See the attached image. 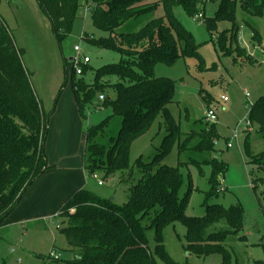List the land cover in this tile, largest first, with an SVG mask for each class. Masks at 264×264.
<instances>
[{
	"label": "trees",
	"instance_id": "trees-1",
	"mask_svg": "<svg viewBox=\"0 0 264 264\" xmlns=\"http://www.w3.org/2000/svg\"><path fill=\"white\" fill-rule=\"evenodd\" d=\"M147 1L86 0L92 5V25L107 36L94 38L87 34L82 39L100 50L118 53L121 60L97 69L92 83L75 79L73 70L70 83L79 116L84 118L86 102L96 94L104 97V106L111 110L108 120L86 131L84 170L89 176L97 171H102L105 177L120 174L118 182L129 187L127 201L122 205L98 198L85 189L76 191L61 205L57 214L60 233L73 253V259L66 264H176L162 244L164 228L175 222L186 228L188 252L197 256L220 254L221 264H230V254L222 243L228 235L242 229L239 208L205 203L202 217L186 216L184 210L192 189L179 198L184 183L182 175L178 168L163 164L174 148L179 157L188 150L212 151L217 140L214 125L206 122L208 125L205 123L199 131L182 132L168 110V106L174 103V83L156 77L153 68L157 63L171 64L179 58L193 57H197L203 66L192 33L172 14L174 7H181L188 18L200 15L206 31L211 34L216 31L218 20H230L234 25L237 4L244 14L264 18V0H159L163 16L150 20L134 33H118L117 29L125 23L157 8L145 5ZM208 1L218 2L213 17L204 14V4ZM37 2L50 21L55 39L60 42L70 32L77 0ZM236 29L234 25L231 38L236 37ZM230 40L220 36L222 51L227 41L232 43ZM251 40L264 49L255 30H252ZM231 49L226 53L231 54ZM234 52L240 53L239 49ZM239 55L250 60L244 51ZM86 71L85 66L82 74ZM112 77L117 80L115 83L110 82ZM108 88L115 93L113 98L105 95ZM47 118L21 62L20 50L0 19V226L7 222L22 195L49 168L45 154ZM112 118L120 119L117 135L111 136L105 145L99 144L98 139ZM158 118L161 120L159 129L163 128L165 135L157 153L150 162L144 163L139 157L130 168L132 143L147 133ZM248 120L258 127V133L264 135V96L250 105ZM192 141L196 144L189 147ZM244 151L264 171V153L253 157L247 141ZM187 163L196 166L200 174V165L208 164L211 167L208 179L211 190L205 197L209 199L218 193V178L226 172L225 164L217 158L202 162L188 158ZM188 164L179 162V165ZM126 171L128 173L124 175ZM134 171L140 175L136 184H132ZM220 221L226 224V229L208 232ZM149 229H153L155 235L152 250L146 238Z\"/></svg>",
	"mask_w": 264,
	"mask_h": 264
},
{
	"label": "rangeland",
	"instance_id": "rangeland-1",
	"mask_svg": "<svg viewBox=\"0 0 264 264\" xmlns=\"http://www.w3.org/2000/svg\"><path fill=\"white\" fill-rule=\"evenodd\" d=\"M158 1H147L145 5L157 8L135 21L125 23L117 32L134 33L150 20L163 16L164 11ZM90 8L92 5L86 0H77L70 32L58 42L50 21L37 0H0V19L20 50V59L34 94L48 117L45 154L55 148L58 135L62 140V151L82 160L87 129L108 120L111 115V110L104 106L96 94L86 102L84 118H80L70 83L74 73L75 79L92 83L97 69L115 65L121 60L118 53L100 50L82 39L87 34L94 38L107 36L92 25ZM217 8L218 2H206L205 16L213 17ZM172 14L192 33L194 44L198 45L196 51L203 59V66L197 57L179 58L171 64H155L154 75L170 79L174 83V103L168 106V110L180 130L186 133L203 129L206 112L212 109L216 120L209 124L214 125L217 140L210 152L188 150L179 157L174 148L163 164L178 168L182 175L184 183L179 191V198L192 189L184 210L186 216L202 217L205 203L239 208L242 229L228 235L222 243L230 254V264H264V171L244 151V143L247 141L253 157L262 155L264 135L258 133L256 125H251L249 135L240 127L237 142L231 141L236 125L247 114V106L250 107L264 96V58L259 47L251 40L252 30H255L262 40V46L264 45V18L244 14L237 4L233 20L237 28L236 37L231 38L234 25L230 20H218L216 31L210 34L199 18L200 15L188 18L181 7H174ZM222 35L232 42H226L224 51L219 44ZM74 46H79L81 53L90 60L84 74L73 73V63L69 60L77 56L73 52ZM230 47L233 52L226 53ZM237 49L240 53L236 55L234 50ZM249 50L252 51L253 61H245V57L239 55L245 51L249 57ZM116 81L114 77L110 79L112 83ZM105 95L113 98L115 93L108 88ZM221 96H226L228 102L223 103ZM62 120L68 122L69 126L67 132L64 133L63 130L60 137L59 124ZM160 122L158 118L147 133L132 143L129 151L130 168L139 157L144 163L150 162L157 153L165 135L164 129H159ZM108 124L104 134L98 139L99 144L105 145L111 136L117 135L120 119L112 118ZM229 143L232 144L230 149L227 148ZM195 144L196 141H192L189 147ZM188 158L199 162L217 158L226 165V172L218 178V193L209 199L205 197L211 190L208 181L211 167L201 164L200 174L196 166L187 163ZM179 162L188 165H179ZM47 165L48 170L53 168L49 161ZM127 173L128 171L123 174ZM119 176L120 174L105 177L102 171H97L92 176L86 174L85 190L98 198L110 199L115 204L122 205L127 201L129 186L118 182ZM139 178V173L134 171L132 184H136ZM100 181L102 185L99 186L97 182ZM59 209H52L44 215L28 217L26 220L8 217L7 222L0 226V264H66L71 261L73 253L60 233V218L57 216ZM226 228V224L220 221L213 224L208 232ZM186 233L185 226L178 222L167 225L162 232V244L174 263H222L220 254L197 256L188 252ZM154 236L153 229L147 230V244L151 250L155 246ZM50 252H54L58 262L52 260Z\"/></svg>",
	"mask_w": 264,
	"mask_h": 264
},
{
	"label": "crops",
	"instance_id": "crops-1",
	"mask_svg": "<svg viewBox=\"0 0 264 264\" xmlns=\"http://www.w3.org/2000/svg\"><path fill=\"white\" fill-rule=\"evenodd\" d=\"M249 53L252 57V51L249 50ZM250 59L253 61V57ZM59 126L61 127L60 137H62L63 130L64 133L67 132L69 123L62 120ZM61 143L62 140L57 135L55 148L46 154L47 161L53 168L46 170L22 195L18 206L9 215L10 218L21 217L26 220L29 219L28 217L44 215L46 211L52 209L57 210L72 194L85 189L86 173L83 159L78 160L73 154L64 153Z\"/></svg>",
	"mask_w": 264,
	"mask_h": 264
},
{
	"label": "built area",
	"instance_id": "built-area-1",
	"mask_svg": "<svg viewBox=\"0 0 264 264\" xmlns=\"http://www.w3.org/2000/svg\"><path fill=\"white\" fill-rule=\"evenodd\" d=\"M261 50V53L263 55V58H264V49L261 47L260 48ZM73 52L76 53V57L73 58V60L71 59L70 61L73 63V70L75 72H77L78 74L82 73V69L83 67H85L89 62V58L88 56L84 55L83 53H81V50L79 48V46H74L73 47ZM99 100L100 101H103L104 100V97L103 96H99ZM220 100L223 102V103H227L228 102V98L226 96H221ZM247 114L246 116L238 122V124L236 125L235 127V130L233 132V135H232V138H231V141L232 142H237V139H238V129L241 127L247 134H250L251 133V124L248 120V112H249V105L247 106ZM216 120V116H215V113L212 109H209L207 112H206V122L208 123H213L215 122ZM237 145V144H236ZM227 148L230 149L232 148V144L229 143L227 144ZM97 184L100 186L102 185V182H97ZM222 190V189H221ZM51 258L53 259H58L55 255H54V252H50V255H49Z\"/></svg>",
	"mask_w": 264,
	"mask_h": 264
},
{
	"label": "water",
	"instance_id": "water-1",
	"mask_svg": "<svg viewBox=\"0 0 264 264\" xmlns=\"http://www.w3.org/2000/svg\"><path fill=\"white\" fill-rule=\"evenodd\" d=\"M70 60H71V59H70ZM70 60H69V61H70ZM75 259H76V260H78L79 258H78V257H76Z\"/></svg>",
	"mask_w": 264,
	"mask_h": 264
}]
</instances>
